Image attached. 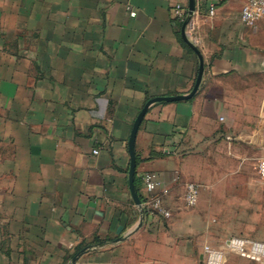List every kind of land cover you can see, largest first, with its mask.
<instances>
[{"label": "crops", "instance_id": "0c3cea01", "mask_svg": "<svg viewBox=\"0 0 264 264\" xmlns=\"http://www.w3.org/2000/svg\"><path fill=\"white\" fill-rule=\"evenodd\" d=\"M176 3L189 0H0V264H68L79 247L142 264H202L203 212L218 208L212 197L186 205V184L215 195L234 162L246 201L238 209L260 222L264 17L244 23L243 0H195L200 86L190 99L153 103L135 141L142 206L151 195L142 175L155 172L168 192L153 195L169 216L142 217L133 199L137 115L150 98L188 94L199 71ZM90 257L77 264H95ZM242 257L225 254L223 264Z\"/></svg>", "mask_w": 264, "mask_h": 264}, {"label": "rangeland", "instance_id": "374dc122", "mask_svg": "<svg viewBox=\"0 0 264 264\" xmlns=\"http://www.w3.org/2000/svg\"><path fill=\"white\" fill-rule=\"evenodd\" d=\"M218 166V165H217ZM238 164L231 163L228 167V177L226 179L227 185L217 188V192L215 195L208 196V192L206 190V186L203 182H199L196 180H190L188 182H196L200 185L201 191L205 192V196H201L198 203L194 206H198L201 202V206L203 204L209 202V200L212 197V206L215 208H218L216 210L211 211H204L203 214L206 218H208L210 227L207 231V234H209L210 239L207 240L206 243H210L213 245H220L224 243L226 239H228L230 236L234 235H240V236H246L252 239L256 240H264V211L259 212L260 215V222L257 223L255 219H253V214L257 212H252L250 209L248 210H240L242 205L246 206L245 199L242 200V190L237 185V180L235 178V171L237 170ZM248 171H254V166H250L249 168H244ZM219 168H214V173H217V176L219 175ZM218 183L224 182V179L216 180ZM207 192V193H206ZM249 208L251 207V203L248 202ZM82 250V249H81ZM81 250L75 253V255H72L69 260L68 264H77L81 258L84 257H90L92 254H98L93 255L89 258L90 263L95 264H142L140 259H134V258H124L125 254H116L115 258L109 257V255H106L107 251H96L92 254H78ZM89 252V251H88ZM98 252V253H97ZM85 253V252H84ZM78 254V255H77ZM226 254H238L235 252H227ZM77 255L76 260L74 261L73 258ZM243 255H241L242 257ZM248 257V258H247ZM138 258V257H137ZM244 258V259H243ZM246 258L248 260H253L254 258L249 256L242 257L241 260H244L243 263L239 264H248L246 261ZM256 260V259H254ZM263 262V261H261Z\"/></svg>", "mask_w": 264, "mask_h": 264}, {"label": "built area", "instance_id": "2783aa9c", "mask_svg": "<svg viewBox=\"0 0 264 264\" xmlns=\"http://www.w3.org/2000/svg\"><path fill=\"white\" fill-rule=\"evenodd\" d=\"M210 12H214V6H211ZM173 17L183 23L184 33L191 43L197 44L195 35V21L193 15L189 14L187 6L176 3L172 7ZM134 15V12H132ZM264 17V0H243L241 10L242 21L248 25L255 26L256 23ZM97 152V151H96ZM257 172L264 178V159L258 160ZM142 181L151 195L145 202V208L152 214H160L169 216V211L163 205L160 196L153 195L157 189L161 188L164 193L168 192V188L163 185L155 172H145L142 175ZM201 188L196 182H188L186 184V191L184 200L186 205L195 206L200 198ZM227 252H235L244 256H249L254 259L264 261V241L252 239L246 236L234 235L230 236L220 245H213L206 243L202 249V264H223L224 257Z\"/></svg>", "mask_w": 264, "mask_h": 264}, {"label": "water", "instance_id": "95a60500", "mask_svg": "<svg viewBox=\"0 0 264 264\" xmlns=\"http://www.w3.org/2000/svg\"><path fill=\"white\" fill-rule=\"evenodd\" d=\"M195 8H196L195 0H189L188 9H189L190 15L194 14ZM185 40L197 52V54L200 58L199 71H198V75H197V78H196V81H195V84H194L192 90L188 94H176V95H171V96H156V97L150 98L145 103V105L143 106V108L141 109L139 114L137 115V117L133 123L131 134L129 137V142H128L129 143L128 144L129 153H130L129 183H130V189L132 192L133 199L136 202V204H138L141 207L140 210H141V216L142 217L145 213V210L142 206V202H141V199L139 197V194L137 193L136 188H135V174H136V166H137L135 141H136L138 129H139L149 107L153 103L165 102V101L166 102H172V101L190 99L197 92V90L200 86L201 80H202L203 72H204V59H203V56H202L199 48L196 45H194L193 43H191L189 40H187L186 37H185ZM83 252H85V248L82 249L78 254L83 253ZM77 255L73 258L74 261L76 260ZM200 258L202 260V258H203L202 254H201Z\"/></svg>", "mask_w": 264, "mask_h": 264}, {"label": "trees", "instance_id": "16d2710c", "mask_svg": "<svg viewBox=\"0 0 264 264\" xmlns=\"http://www.w3.org/2000/svg\"><path fill=\"white\" fill-rule=\"evenodd\" d=\"M145 212L146 213H148L149 211L145 208ZM100 242V241H99ZM100 243H103V242H100ZM85 248V247H84ZM83 247H79V248H77V252L79 251V250H81V249H84Z\"/></svg>", "mask_w": 264, "mask_h": 264}]
</instances>
